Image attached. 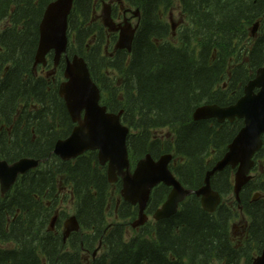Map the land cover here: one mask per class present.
Wrapping results in <instances>:
<instances>
[{"label": "trees", "instance_id": "1", "mask_svg": "<svg viewBox=\"0 0 264 264\" xmlns=\"http://www.w3.org/2000/svg\"><path fill=\"white\" fill-rule=\"evenodd\" d=\"M52 1L0 0V159L42 161L0 197V264H252L264 245V147L253 157L250 181L238 200L234 170L227 167L210 177L221 197L213 213L190 195L174 215L138 229L130 227L137 207L121 200L120 181L108 183L95 151L70 161L53 155L55 142L68 137L74 125L58 95L64 59L54 81L33 68L39 24ZM94 1L73 0L67 57L85 60L100 104L121 112L130 130L132 169L146 155L156 160L172 154L174 177L188 190L200 189L243 122L194 121L192 115L204 105L235 103L264 66V0H124L140 11V25L130 52L117 50L111 57L103 53ZM174 3L185 18L176 43L163 20ZM257 22L251 37L249 28ZM161 130L168 133L161 136ZM169 191L163 185L152 190L147 216ZM63 203L73 206L80 227L64 242L66 212H58ZM239 215L247 225L246 239L237 245L231 224Z\"/></svg>", "mask_w": 264, "mask_h": 264}, {"label": "water", "instance_id": "2", "mask_svg": "<svg viewBox=\"0 0 264 264\" xmlns=\"http://www.w3.org/2000/svg\"><path fill=\"white\" fill-rule=\"evenodd\" d=\"M73 0H54L49 3L39 24V42L34 57V66L45 65L46 56L53 53L56 66L68 45L67 18L72 9ZM103 25L110 31H119L116 49L130 52L134 30L126 27L119 30L110 17L108 7L103 9ZM257 24L251 31L255 33ZM64 81L59 85L58 94L62 98L67 113L74 124L68 137L57 140L53 154L61 161H70L89 151L97 153L100 166H106V176L110 184L121 180L120 196L124 202L137 206V219L132 227L142 226L146 220L145 209L153 188L162 184L170 191L165 202L153 214V220L159 221L174 215L186 197L194 194L200 199L201 207L213 213L220 204V195L210 186V177L230 167L235 169L233 194L238 195L250 180L254 166V155L264 146V67L255 72V76L244 86L243 95L226 107L204 105L193 113V120L215 119L217 123L242 120L243 127L228 144L222 158L209 170L204 185L196 190L184 188L169 170L172 160L170 154L153 160L146 155L139 160L132 171L126 145L129 128L121 122V112L110 113L100 104V91L92 81L87 64L83 58L73 56L65 60ZM42 161L22 158L13 163L0 160V196L5 195L15 184L18 177L35 170ZM256 194L254 198H257ZM253 198V199H254ZM56 216L50 221L53 230ZM63 241L80 227L75 217H70L63 225ZM252 264H264L263 249Z\"/></svg>", "mask_w": 264, "mask_h": 264}, {"label": "flooded vegetation", "instance_id": "3", "mask_svg": "<svg viewBox=\"0 0 264 264\" xmlns=\"http://www.w3.org/2000/svg\"><path fill=\"white\" fill-rule=\"evenodd\" d=\"M97 7L102 8L101 9L102 18H100L97 15ZM104 7H108L110 17H111L112 22L114 23L116 28H119V30H120V28L123 29L126 27H130L132 30H134V33H136V31L140 25L141 14L137 8L130 6L124 0H95L94 1L93 13L96 16L98 23L102 26L103 39L105 42V44L103 45V53L106 56L111 57L114 55L115 51L118 50V49H116V44H117L118 39H119V31H110L109 29L104 27V25H103V9H104ZM49 55H50V53L46 57V60H47L46 64L44 66H39L38 71L41 75L45 73L44 75L47 76L48 70H51L52 71V77L51 78L54 81L53 76L56 72V67L49 64ZM63 56H64L63 59H68V60H70L73 57L72 56L71 58H68L66 54ZM62 79H63V77H62ZM1 130H2V127L0 126V131ZM6 131H7V134L10 132L9 129H7ZM12 188L10 189V191L12 190Z\"/></svg>", "mask_w": 264, "mask_h": 264}, {"label": "rangeland", "instance_id": "4", "mask_svg": "<svg viewBox=\"0 0 264 264\" xmlns=\"http://www.w3.org/2000/svg\"><path fill=\"white\" fill-rule=\"evenodd\" d=\"M101 7H97V15L102 18V11ZM163 20L166 21L168 24L171 25V31L172 36L169 38L171 42L176 43V35L178 30L181 28V26L185 23V18L182 15L181 11L179 10V7L177 3H174L173 6L163 14ZM252 27L249 28V31L251 32ZM258 32V29H256L255 33ZM255 37V36H254ZM45 74V73H44ZM52 77V71L48 70L47 79H50ZM168 132L165 130L158 131L159 135H166ZM64 211L65 213V220L69 217L73 216V206L69 203H63L60 205L58 212ZM57 215V213H55ZM113 219V217H111ZM64 220V221H65ZM149 220H151L149 216ZM246 225H247V219L243 217L242 215H239L238 218H236L232 224H231V233H232V240L237 245H240L243 243V241L246 239ZM84 258L87 260L90 258V255L86 253L84 255Z\"/></svg>", "mask_w": 264, "mask_h": 264}, {"label": "bare ground", "instance_id": "5", "mask_svg": "<svg viewBox=\"0 0 264 264\" xmlns=\"http://www.w3.org/2000/svg\"><path fill=\"white\" fill-rule=\"evenodd\" d=\"M253 262V261H252Z\"/></svg>", "mask_w": 264, "mask_h": 264}]
</instances>
